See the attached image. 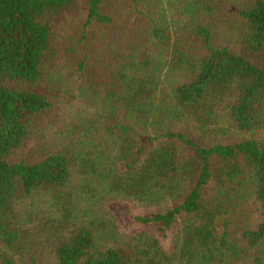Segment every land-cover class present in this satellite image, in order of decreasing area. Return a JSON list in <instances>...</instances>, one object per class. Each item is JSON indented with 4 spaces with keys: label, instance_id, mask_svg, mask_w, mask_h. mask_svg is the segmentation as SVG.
Wrapping results in <instances>:
<instances>
[{
    "label": "trees",
    "instance_id": "obj_1",
    "mask_svg": "<svg viewBox=\"0 0 264 264\" xmlns=\"http://www.w3.org/2000/svg\"><path fill=\"white\" fill-rule=\"evenodd\" d=\"M113 5L0 0V264H264V0H128L115 59Z\"/></svg>",
    "mask_w": 264,
    "mask_h": 264
},
{
    "label": "rangeland",
    "instance_id": "obj_2",
    "mask_svg": "<svg viewBox=\"0 0 264 264\" xmlns=\"http://www.w3.org/2000/svg\"><path fill=\"white\" fill-rule=\"evenodd\" d=\"M113 4L114 5L112 7V10L121 21V27H119L118 30L113 32L111 38L106 40L105 44L101 45L100 51L107 52L110 58L115 59L113 51H111L110 49L113 48L114 50H119L120 53L121 50L127 51L130 44L131 46L132 44H137L138 40L143 38V35L141 29H139L138 26L129 18L130 15L128 13V0H113ZM228 41L229 39L223 30H218L216 32L217 43L225 45ZM61 112L59 114L58 112H55V114H53L52 119L46 118L39 123L37 129L32 135V138L21 150L16 153L15 159L17 161L28 160L32 163L39 162L43 157V153L46 152L48 148H55V145L59 142L61 136L57 135V133L55 132L57 127L54 126L53 121L55 120L56 122V118H60ZM58 125L59 124L57 123V126ZM129 208L132 209L133 206L128 205L127 203H118L112 207L114 215L120 219L122 227L130 223L127 219L126 213ZM142 211L143 210L139 208H135L134 210V212L137 213H140ZM254 216L255 213L253 211V208H246L245 210H243V212L238 214V216L236 217V222L244 226L247 225V222H250V220L253 223ZM150 231L152 236L158 237V230ZM162 234L164 233H161L160 235ZM169 242V238L165 240V243ZM235 264H253V262L251 263L249 261L246 262L241 260V262H236Z\"/></svg>",
    "mask_w": 264,
    "mask_h": 264
}]
</instances>
